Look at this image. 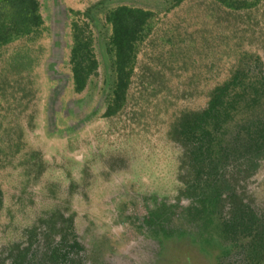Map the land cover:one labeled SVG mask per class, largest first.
<instances>
[{
	"label": "rangeland",
	"instance_id": "374dc122",
	"mask_svg": "<svg viewBox=\"0 0 264 264\" xmlns=\"http://www.w3.org/2000/svg\"><path fill=\"white\" fill-rule=\"evenodd\" d=\"M245 1L257 3L238 11L216 0H39L40 28L0 47V264H248L251 239L223 240L218 219L189 216L202 186L185 196L196 179L173 136L235 73L264 77V0ZM118 6L154 18L125 104L108 117L117 75L105 15ZM77 21L99 64L80 94L70 65ZM248 98L224 141L263 117L264 100L251 108ZM218 178L264 223V157L250 173L230 162ZM163 206L169 220L145 223Z\"/></svg>",
	"mask_w": 264,
	"mask_h": 264
},
{
	"label": "trees",
	"instance_id": "16d2710c",
	"mask_svg": "<svg viewBox=\"0 0 264 264\" xmlns=\"http://www.w3.org/2000/svg\"><path fill=\"white\" fill-rule=\"evenodd\" d=\"M184 1L175 0L174 6ZM216 1L238 11L253 8L257 3L245 0ZM40 8L39 0H0V47L15 38L36 32L43 23ZM153 18V12L130 6L114 7L105 15L106 24L111 28L108 45L117 75L113 98L106 113L108 117L117 115L125 104L137 46L143 39L145 27ZM93 42L81 23L73 22L70 65L74 90L79 94L86 90L91 77L98 70ZM244 76L237 72L229 82L216 88L207 109L184 116L173 130V136L187 149V159L195 174L196 184L193 187L188 183L185 196L195 197L194 192H198V187L202 186L197 194L198 202L194 203L197 205L189 209V216L195 221L203 220L206 225H213L214 219H218L214 229L223 240L237 241L238 237L251 239L247 263L253 264L255 261V264H259L261 254H264V223L249 204H245L225 181L222 182V178H218L230 162L242 160L250 173L257 170L259 160L264 157V115H253L251 121L248 120L242 127L243 130L236 132L230 140L224 141L221 135L225 125L243 105V99L245 101L249 97L244 106L251 108L264 100V77ZM225 193L229 195L224 200ZM227 200L231 207L230 219L225 220L220 214ZM170 212L163 206L144 221L152 226L164 223L170 219Z\"/></svg>",
	"mask_w": 264,
	"mask_h": 264
}]
</instances>
